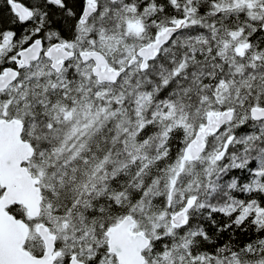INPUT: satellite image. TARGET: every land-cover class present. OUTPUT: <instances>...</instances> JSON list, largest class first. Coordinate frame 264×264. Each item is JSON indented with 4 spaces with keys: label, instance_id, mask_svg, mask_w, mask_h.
<instances>
[{
    "label": "snow or ice",
    "instance_id": "snow-or-ice-1",
    "mask_svg": "<svg viewBox=\"0 0 264 264\" xmlns=\"http://www.w3.org/2000/svg\"><path fill=\"white\" fill-rule=\"evenodd\" d=\"M0 264H264V0H0Z\"/></svg>",
    "mask_w": 264,
    "mask_h": 264
},
{
    "label": "trees",
    "instance_id": "trees-1",
    "mask_svg": "<svg viewBox=\"0 0 264 264\" xmlns=\"http://www.w3.org/2000/svg\"><path fill=\"white\" fill-rule=\"evenodd\" d=\"M4 15H6V13H4ZM227 236H228V234L226 233V234H225V239H227ZM239 239H240L241 241H245V240H247V237H246V236H240Z\"/></svg>",
    "mask_w": 264,
    "mask_h": 264
}]
</instances>
